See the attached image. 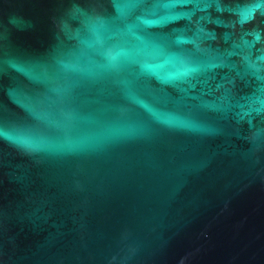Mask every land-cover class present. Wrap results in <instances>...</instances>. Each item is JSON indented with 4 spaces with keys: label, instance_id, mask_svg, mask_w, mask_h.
<instances>
[{
    "label": "water",
    "instance_id": "95a60500",
    "mask_svg": "<svg viewBox=\"0 0 264 264\" xmlns=\"http://www.w3.org/2000/svg\"><path fill=\"white\" fill-rule=\"evenodd\" d=\"M0 264H264V0H0Z\"/></svg>",
    "mask_w": 264,
    "mask_h": 264
}]
</instances>
